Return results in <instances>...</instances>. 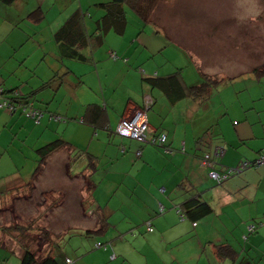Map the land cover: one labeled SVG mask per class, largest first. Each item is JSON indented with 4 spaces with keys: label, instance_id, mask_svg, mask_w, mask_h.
<instances>
[{
    "label": "crops",
    "instance_id": "obj_1",
    "mask_svg": "<svg viewBox=\"0 0 264 264\" xmlns=\"http://www.w3.org/2000/svg\"><path fill=\"white\" fill-rule=\"evenodd\" d=\"M109 1L17 0L9 6L0 5V20L3 22L0 23V44L12 32H15L14 37H21L23 30L46 29L42 31L45 37L34 42L40 49V59L35 65L27 64L25 52L14 57V63L7 68L4 67L5 59H0V85L23 95L35 90L33 98L38 108L67 119L57 122L45 113L40 123L35 124L17 112L13 114L3 108L0 110V135L6 130L10 144L18 136L24 141L27 135H33V158L36 149L55 139L71 145V149H58L48 157L33 190L38 194L51 192L55 198L68 193L70 187L74 189L75 210L68 213V217L67 212L62 213L67 201L58 208L61 209L58 213H52V223L57 225L61 221V225H65V219L77 218L84 230L78 232L80 240L71 245L69 255L61 258L75 264H264V166L247 167L218 185L209 178L207 167L201 163L203 151L213 152L218 146V151L223 152L218 158L223 168H237L241 162L252 161L258 156L264 147V75H254L259 83L258 96L249 94L238 107L229 100L225 104L212 98L209 103L200 104L189 97L173 98L170 93L148 84L145 76H166L178 69L182 70L187 85L199 82L201 74L217 75L206 73L193 64L192 59L198 62L200 57H206L200 51L199 30H196L199 34L196 41L188 44V52L166 34L171 32L169 28L175 23L171 21L167 25L165 19L161 21L160 13L155 11L157 0L152 5L150 0H139L141 20L135 10H126V15L130 16L135 12L134 17L138 24L141 23L138 36L124 42L118 37L124 36L126 28L121 34L111 30L97 46L91 50L90 47L83 49L89 57L88 62L59 60L54 54V31L79 9L84 14L88 32H91L95 20L106 12L98 4ZM162 2L165 4L167 0ZM36 9L43 12L38 21L29 17ZM39 25L41 28H35ZM247 33V38L239 37V40L248 50L247 60L253 61L249 65L251 68L263 66L264 32L255 30L244 35ZM108 40L116 43L108 45ZM7 41L8 51L14 50L15 54V43ZM228 43L226 38V46ZM189 50H192L193 57ZM180 59L191 63L192 67L186 73L182 68L162 69L165 65L180 64ZM53 69L56 70L55 79ZM58 75L62 78L59 79ZM49 80V86L43 87L42 84ZM150 97L153 102L145 109L147 134L165 135L166 144L171 148L139 143L115 133L120 120L130 110L144 106ZM222 121H229L230 125L222 129ZM215 124H218L214 128L216 134L221 132L222 137L213 138L211 145L203 147L200 137L208 138L204 135ZM78 153L86 158V163ZM78 158L81 162L72 170V162ZM23 159L26 160L25 156ZM92 160L95 167L90 172ZM9 161L13 163L11 158ZM32 161L31 169L6 187L9 198L14 197V203L27 197H22L28 192L25 183L37 165L35 159ZM49 163L55 167L51 172L52 181L43 183L41 180ZM192 197L207 201L212 212L196 221L183 218L182 206ZM7 205L11 207L7 202L5 208H9ZM160 208L164 210L162 213H158ZM99 210L107 217L105 229L100 228V217H95ZM38 212L35 218H38ZM7 219L0 224H11L13 213L12 218ZM148 220L153 225V232H146L144 222ZM193 222H196L195 226ZM251 224L255 226L253 231L248 229ZM69 228L71 225L63 227L58 234L69 231ZM72 232L67 239L75 238ZM93 232H103L105 241ZM152 240L151 244L162 247L160 260L156 250L150 253L155 259L149 258L145 251L143 244L148 245ZM11 242L0 231V264H19L21 250L19 247L13 249ZM99 242H104L105 247H96ZM217 244L229 246L230 252L220 254L216 251ZM81 246L87 248L85 253L81 252ZM92 250L95 251L91 258ZM112 254H115L113 259Z\"/></svg>",
    "mask_w": 264,
    "mask_h": 264
},
{
    "label": "rangeland",
    "instance_id": "obj_2",
    "mask_svg": "<svg viewBox=\"0 0 264 264\" xmlns=\"http://www.w3.org/2000/svg\"><path fill=\"white\" fill-rule=\"evenodd\" d=\"M153 1L154 0H150V5L153 4ZM144 5L146 6L145 2ZM155 11L160 13L161 21L163 19L167 21V25L171 21L172 23L174 21L175 26L170 27L169 29L171 32L166 34H168L170 38L180 46L184 47L186 51L187 48H190L188 44L196 41L197 36H199L197 31L199 30L201 34L199 36L200 51L204 53L206 57H200L198 62L192 59L193 64H196L199 69H202L206 73H216L218 76L226 77L225 84L219 86L218 92L215 97L213 96V100H221L225 104L229 100L231 101V104L233 103L238 107V104L242 103L245 98H248L249 94H254L252 97H255L256 95L258 96L259 83L255 81V76L252 72L254 66L251 68L252 66L249 65V63L251 64L253 61L249 62L247 60V58H249L247 54L248 50L245 49V46L241 40H239V37L247 38L248 33L246 36L244 34H246V32H255V30L264 32V0H167L165 4H163L162 0H157ZM134 14L131 16L128 14L126 15L127 30L124 36L118 37L119 40L127 42L132 37L138 36L141 33V23L138 24ZM138 18L140 19L139 16ZM0 23L3 22L0 20ZM41 25L36 26L35 28H41ZM22 30L20 31L22 32ZM43 30L46 29H39L35 32L23 30V35H21V37L20 35L14 37L13 34L15 32H12L11 35L0 44V59H5L4 67H9V64L14 63V57L16 58L19 53L23 52L26 54L27 64L30 66L35 65L40 59V49L34 42L42 36L45 37V33L42 32ZM1 33L2 31H0V34ZM17 34L20 33L18 32ZM207 34H211L212 36H208ZM262 36L264 37V34ZM25 38L27 39V42ZM226 38L229 42L227 46L225 44ZM7 40H12L15 43V47H17L15 54L14 50L8 51L10 46ZM244 40L245 39L242 41ZM248 41L250 43V40ZM159 42L162 43V40ZM107 43L108 45H113L116 41L108 40ZM5 49H7V51ZM189 52L191 53H189L190 56L193 57L192 50H189ZM142 59L143 57H141V60ZM183 61L181 60L180 64L176 62L175 64L162 66V69L165 67H168L169 70L174 67L176 69L182 68L186 73L192 66L190 62H187L186 60ZM202 65L204 68H202ZM1 109L3 108H0V110ZM228 122H221L222 129H225L226 125H230ZM34 139L35 137L33 135H27L23 141L22 136H18L14 143L10 144L8 132L6 130L0 135V157L2 156L0 161V190L5 191L8 185L12 182H17V176H23L26 174L31 169L30 163L33 162L32 159L38 161V155L35 154V157L33 158L32 154V143L34 142ZM80 155L79 158H84L82 154ZM24 156L26 160L23 159ZM75 157L76 156L73 158ZM9 158L12 159L13 163L9 161ZM79 158L72 162V170L77 169L76 167L79 166L81 162L79 161ZM18 162L20 163L18 164ZM83 162L86 163V158H84ZM53 168L55 167L49 163L48 168L44 172L45 175H43L41 180L43 183H50V181H52L51 172ZM15 169L18 170L15 171ZM15 172L16 175L14 174ZM9 175H11V177ZM29 195H31V197H28ZM4 196L8 198V195H2V197ZM22 197H26V199L23 200L21 198V201L16 203L21 209L17 207V211L15 212L12 207H9V205H7L9 208H5L6 203L5 205L1 204L0 222L8 220L7 218L11 219L12 213H18L22 210L25 215L27 214V216H25L27 219L35 217L36 211H39L37 224L45 227L51 232L57 230V234L63 227L71 225V228H69V234L73 231L72 233H75L76 235L74 238L75 240L73 238L72 240H61V249L63 253L61 252L59 257H63L65 254L69 255L71 245L80 240L78 232L84 230L81 229V221L77 218H74V220L72 218H67L63 221L65 225H61V221H58L56 225V223H52V213H58V211L61 210L58 208L65 205L67 201L68 205L66 210L62 209V213L67 212L68 217V213L75 210L77 198L73 187H70L68 193H62V196L55 198L52 197L51 192H44L43 194L27 192ZM7 201L14 204V197H10ZM40 211H43V213H40ZM103 212L100 210L99 212H95V217H101ZM87 220L89 219L87 218ZM7 223H9V221ZM2 224L3 223L0 225ZM93 234L100 238L101 241H105V239L102 238L103 232H93ZM32 236L33 240L30 241L34 243L31 244V249L36 251L37 256L41 257L43 246H40L38 242L42 239L43 233L42 231H35L32 233ZM83 241L86 242L85 240ZM83 241H80V243H83ZM151 243H153V240L150 243H147L148 245L143 244L145 251L149 255L148 257H154L152 255L150 256V253L156 250V256L160 260L159 256L163 254L161 245ZM11 244L13 249H18V245L15 241H12ZM86 251L87 248L84 249V247L81 246V252L85 253ZM94 251H91V258L93 257ZM149 258L146 260L152 261ZM155 258L156 257L153 259ZM142 260L144 259L142 258Z\"/></svg>",
    "mask_w": 264,
    "mask_h": 264
},
{
    "label": "trees",
    "instance_id": "obj_3",
    "mask_svg": "<svg viewBox=\"0 0 264 264\" xmlns=\"http://www.w3.org/2000/svg\"><path fill=\"white\" fill-rule=\"evenodd\" d=\"M17 0H0V5H12ZM139 0H110L107 3L98 4L104 10H106L105 14L100 18L95 20L94 28L91 32H88V28L86 23L84 22L85 17L84 14L79 10H74L63 22L62 24L54 31L53 37L56 42V50L54 52L55 55H58L57 58L59 60H75L79 62H88L89 57L83 53V49L86 47H90V50L100 43L104 36L109 32L113 31L115 34H121L124 29L126 28V9H132L133 11L138 13L139 17H142V11L140 10ZM43 12L40 9H36L30 13L29 17L34 21H38L42 18ZM28 37V36H27ZM29 38V37H28ZM50 57H53L51 53H49ZM118 58V56H115ZM126 62V59H122ZM55 79L56 77V70L53 69ZM253 74L256 77L264 75V65L257 66L252 69ZM59 79L62 78L61 75H58ZM52 78V80H53ZM145 81L150 84L151 86H157L161 88L166 93H170L173 98L180 97H189L191 99L197 100L200 104H207L213 98L212 96L215 95L216 91H218L219 86H222L226 82V78H223L218 75H208V74H201V79L199 82L187 85L185 83L184 77L182 75V70L178 69L177 71L168 74L166 76H145ZM51 80L44 82L42 86H49ZM35 92V90H34ZM30 92L27 95L19 94L16 90H6L4 87L0 85V103L2 100H6L8 105L11 107H1L7 109L10 113H18L21 116H24L27 119L32 120L35 124L40 123V119L44 116L45 113L50 115V119H53L57 122H64L66 121V117L62 116L57 113L53 112H46L45 110L38 108L36 106V100L33 98V93ZM146 97V96H145ZM150 104H152L153 100L150 97ZM171 101V100H170ZM146 101L144 102V106L139 109H147ZM16 113V114H17ZM34 114V116H32ZM82 121V120H79ZM218 124L212 125L210 129L206 132L204 136H208V138L200 137V145L203 147H208L211 145L213 138H221L222 133L214 130L215 126L217 127ZM116 133V132H115ZM210 136V137H209ZM214 136V137H213ZM122 137V136H121ZM127 138V137H126ZM162 147L171 148L166 141ZM140 143V142H139ZM158 146V145H157ZM69 148L71 149V145L62 139H55L49 143L44 144L43 146L36 149V153L38 155V161L36 168L28 180L25 183L26 188L28 189L29 193H32L34 190V184L38 176L41 174L42 170L44 169V165L48 157L58 149L61 148ZM218 147H216L213 152L210 151H203L201 155V163L205 156L207 155L208 158V165H203L208 169L209 178L212 179L216 184L221 185L226 180L229 179L231 175L238 174L240 170L239 167L242 166L243 163H249L248 167H257L255 166V161L257 158L262 154L264 147L259 151L258 156L252 161H243L241 162L237 168H223L220 167L219 159L221 155H217L216 152L218 151ZM222 148V147H221ZM224 150V148H222ZM173 151V149H172ZM91 160V156H88ZM2 156L0 157V161ZM91 166V170L95 167L94 161L92 160L89 163ZM1 168V167H0ZM86 170V169H85ZM215 171L218 174H225L226 178L221 182H217L215 179L210 177V172ZM89 172V173H90ZM91 177V176H90ZM91 181V179H90ZM91 183V182H90ZM93 184V183H91ZM93 186V185H92ZM90 190V188H88ZM2 195H9L8 191L0 190V208L2 205L7 203L8 198L2 197ZM10 206L14 209V212L17 211L16 208L21 207L16 205V203H10ZM2 209V208H1ZM211 205L198 197H192L191 199L185 201L181 209V216L183 218H189L192 221H196L199 218L205 217L212 212ZM164 210L163 208L159 209L158 213H162ZM14 219L11 220L12 223L9 225L2 224L0 225V231L5 235H7L11 241H15L21 250V255L19 258V264H75L68 259L63 260L59 257L61 249V240L67 239L70 237L69 231L64 232L62 234H57V232H51L47 230L45 227H42L37 224L38 218L31 217L27 219L25 213L21 210L18 213H13ZM264 217V216H263ZM15 220V221H14ZM99 223L101 229H105L108 225L107 217L102 215L99 218ZM146 232H153V225L148 220L144 222ZM193 225H196V222H193ZM149 228L151 230H149ZM35 231H42L43 236L42 239L39 240V245L43 246L42 255L37 256L36 251L31 249V244H33L30 240H33L32 233ZM68 240V239H67ZM100 243V242H99ZM101 247H105V244L100 243ZM97 243L95 244V246ZM216 251L220 254L230 252L229 246L225 244H217ZM97 247V246H96ZM100 248V247H98ZM115 257V254L111 255V259Z\"/></svg>",
    "mask_w": 264,
    "mask_h": 264
},
{
    "label": "built area",
    "instance_id": "obj_4",
    "mask_svg": "<svg viewBox=\"0 0 264 264\" xmlns=\"http://www.w3.org/2000/svg\"><path fill=\"white\" fill-rule=\"evenodd\" d=\"M151 100L147 99L146 100V107H149ZM13 107L8 105L7 101L2 100L0 103V107ZM34 116V114H32ZM148 131V124L146 121V116H145V109H136V110H130L129 113L124 116L120 122L118 123L117 127L115 128V132L117 135L122 136V137H127L131 138L133 140H136L140 143H149L155 146H161L163 145L165 141V135L160 134V135H152L148 136L147 134ZM222 150L220 149L219 151L216 152L217 155H222ZM208 156L206 155L205 158L202 161L203 165H208ZM255 166H264V149L262 154L257 158L255 161ZM249 166V163H243L241 167L238 168V170H244ZM210 177L215 179L217 182H221L226 178L225 174H218L215 171L210 172ZM264 220V218H263ZM255 226L251 224L248 226L249 231H253ZM149 230H151L149 228ZM100 243H97V247H101Z\"/></svg>",
    "mask_w": 264,
    "mask_h": 264
}]
</instances>
